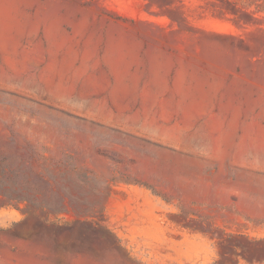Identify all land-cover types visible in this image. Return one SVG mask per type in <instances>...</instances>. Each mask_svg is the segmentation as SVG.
Listing matches in <instances>:
<instances>
[{
  "label": "rangeland",
  "instance_id": "obj_1",
  "mask_svg": "<svg viewBox=\"0 0 264 264\" xmlns=\"http://www.w3.org/2000/svg\"><path fill=\"white\" fill-rule=\"evenodd\" d=\"M6 1L0 264H264V154L209 135L264 127V0Z\"/></svg>",
  "mask_w": 264,
  "mask_h": 264
},
{
  "label": "bare ground",
  "instance_id": "obj_2",
  "mask_svg": "<svg viewBox=\"0 0 264 264\" xmlns=\"http://www.w3.org/2000/svg\"><path fill=\"white\" fill-rule=\"evenodd\" d=\"M0 17L3 20H7V18L10 17V12L7 7L6 0H0ZM7 31H9V28H6V32ZM7 40L8 38L4 36V41ZM122 77L123 76L120 73L118 78V85H119L118 87L119 90L126 91L127 87L125 86ZM183 85H184V74L182 72H179L173 91L187 94V92H184L183 90ZM196 90H197L196 93H198L197 95L201 100L205 98L206 95L204 89L201 86L198 85L196 87ZM165 104L166 102L165 103L163 102V107L166 106ZM201 105H202L201 101L198 102L196 99L194 100V102L192 101L188 106L187 115L191 116V114H193L196 111V109L201 107ZM224 114H225L224 120L215 122L214 124L211 125L209 129V135L212 140V145H211L212 151L215 157L220 158L219 161L220 174L224 172L226 162L231 161L232 159L235 160L237 159L239 161L240 160L242 161L244 158V152L246 151L251 150L258 152L260 154H264V127L254 126L252 128H243L240 118V113L236 108H233L232 104L227 103V105L224 108ZM228 115H230L229 118H227ZM240 131H243L242 139L241 137H239ZM238 150L239 153L235 154V152ZM164 157L168 160L176 161L177 163H179L181 167L184 166V163L181 162L186 160L183 157H174V155H170V154H164ZM253 178L256 177L253 176ZM258 178L264 182V180L261 177Z\"/></svg>",
  "mask_w": 264,
  "mask_h": 264
},
{
  "label": "trees",
  "instance_id": "obj_3",
  "mask_svg": "<svg viewBox=\"0 0 264 264\" xmlns=\"http://www.w3.org/2000/svg\"><path fill=\"white\" fill-rule=\"evenodd\" d=\"M257 11H258V12H262V13H264V7H259V6H257Z\"/></svg>",
  "mask_w": 264,
  "mask_h": 264
}]
</instances>
